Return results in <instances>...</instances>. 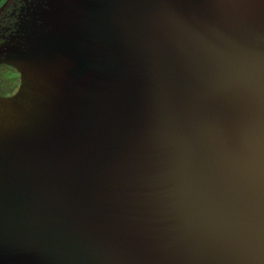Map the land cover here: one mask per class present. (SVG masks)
I'll return each instance as SVG.
<instances>
[{
    "label": "water",
    "instance_id": "water-1",
    "mask_svg": "<svg viewBox=\"0 0 264 264\" xmlns=\"http://www.w3.org/2000/svg\"><path fill=\"white\" fill-rule=\"evenodd\" d=\"M25 11L0 53L22 75L0 264H264V0Z\"/></svg>",
    "mask_w": 264,
    "mask_h": 264
},
{
    "label": "trees",
    "instance_id": "trees-1",
    "mask_svg": "<svg viewBox=\"0 0 264 264\" xmlns=\"http://www.w3.org/2000/svg\"><path fill=\"white\" fill-rule=\"evenodd\" d=\"M2 0H0V3H1ZM19 15V11L13 15V16H10L9 20H8V23H6L7 25V30H12L14 29V22L17 20V16Z\"/></svg>",
    "mask_w": 264,
    "mask_h": 264
},
{
    "label": "rangeland",
    "instance_id": "rangeland-1",
    "mask_svg": "<svg viewBox=\"0 0 264 264\" xmlns=\"http://www.w3.org/2000/svg\"><path fill=\"white\" fill-rule=\"evenodd\" d=\"M4 2H5V0H2V1H1V3H0V7H1V5H2Z\"/></svg>",
    "mask_w": 264,
    "mask_h": 264
}]
</instances>
